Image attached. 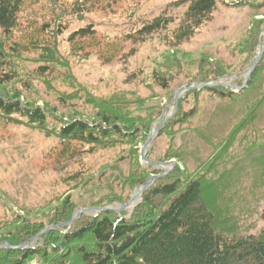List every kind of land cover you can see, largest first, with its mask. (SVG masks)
Masks as SVG:
<instances>
[{"label": "rangeland", "instance_id": "1", "mask_svg": "<svg viewBox=\"0 0 264 264\" xmlns=\"http://www.w3.org/2000/svg\"><path fill=\"white\" fill-rule=\"evenodd\" d=\"M74 1L46 0L48 8L44 6L45 0H42L22 12L20 33L26 25L37 27L45 21V24L51 25L53 16L62 19V24L67 25L68 29L57 39V45L68 67L56 66L46 71L44 76H38L33 73L38 65L34 63L32 54L24 55L18 61L21 82L16 86L23 90L31 89L35 91L34 94L38 93L37 97L42 96L57 106L53 96L71 91L70 85L64 81L69 68L77 81L96 96L124 92L145 100L141 106L144 114L161 113L153 121L148 137L114 150H97L92 155H83V160L79 162H66L67 153L63 152L57 139L0 121V250L7 248L18 251L36 246L55 229L53 225L45 226L35 237L15 247L4 240L9 231L7 227L20 216L22 222L14 223L11 228V237H17L15 233L23 222L49 217L67 196L72 197L75 210L71 221L62 224L65 226H71L77 220L99 212H119L126 217L131 215L147 188L141 193L145 183L134 188V185L128 187L112 181L115 175L128 174L130 167L127 165L129 160L126 159L125 151L136 155L137 164L148 172V179L153 177L150 184L160 175L189 176V172L197 169L198 164L212 154L213 150L209 146L211 142L212 145L223 143L231 136V130L246 116V110L248 124L229 145L231 156L226 158L231 161L222 162L223 169L215 168V172L203 183V192L204 197L212 203L215 215L225 216V223L232 219L238 233L248 235L260 232L264 227V156L257 149L262 147L259 144L264 141V106L259 112H253V106L248 105L263 97L264 71L259 76L261 86L255 83L259 95L255 97L252 94L253 101L249 98L241 99L245 94L240 95L249 82L255 81L259 75L253 73L255 69L250 74V69L264 48V0H218L212 20L193 37L182 42L164 34L149 37L145 42H134L131 36V32L139 30L141 24L163 12H169L178 20L185 9L172 6L180 0H143L140 5L135 0H90L86 2L89 11L80 15L70 10ZM88 24L95 26V36L92 40H85V47L78 53L79 57H75L69 51L67 38ZM176 24L177 21L172 28ZM177 63H183L186 69L173 78L169 92H163L155 86L151 76ZM259 63L264 64V53L257 65ZM199 70L219 74L200 82L192 81L188 74H196ZM45 81L54 91L47 89ZM208 84L214 85L213 88L227 85L233 91L238 88L235 95L239 100L237 103L218 100L204 91ZM181 89L185 90L177 94ZM195 89L198 91L195 94L188 92ZM183 95L188 98L183 105L184 109L196 107L195 117L182 126L175 124L173 129L161 131L177 115L179 100ZM173 96L177 105L173 103ZM39 105H42L41 101ZM187 126L192 129L186 130ZM194 128H201L206 134L215 136L208 142ZM255 146L258 148L255 149ZM173 155L180 157L169 159L168 156ZM65 164L67 166L62 167ZM78 167L89 171L83 174L85 176L93 174V180L88 186L71 191L75 182L68 181V177L73 171H78ZM94 184L102 187L104 195L111 191L118 197H129V200L124 203L115 202L95 211L83 208L82 203L93 198L88 191L89 186ZM45 258L34 257L28 264H52L51 260ZM62 259L71 261L67 253Z\"/></svg>", "mask_w": 264, "mask_h": 264}, {"label": "trees", "instance_id": "2", "mask_svg": "<svg viewBox=\"0 0 264 264\" xmlns=\"http://www.w3.org/2000/svg\"><path fill=\"white\" fill-rule=\"evenodd\" d=\"M40 1L42 0H0V121L23 126L47 138L57 139L64 149L63 152L67 153L66 162H79L83 160V155H92L97 150H114L148 137L153 121L161 112L144 114L141 106L145 100L124 92L96 96L77 81L69 68L64 75V81L70 85L71 91H63L53 96L57 106L42 96L37 97L38 93L34 94L35 91L31 89L23 90L16 86L21 82L18 61L24 55L32 54L34 63L38 65L33 73L38 76H44L46 71H51L56 66L68 67L57 45V39L68 29L67 25L62 24L61 18L53 16L51 25L45 24L47 21L37 27L26 25L20 33V15L30 5H36ZM87 1L90 0L74 1L70 10L76 15L88 12ZM135 1L140 5L143 0ZM44 6L49 8L46 0ZM172 7H184L179 21L169 12H163L141 24L139 30L131 32L134 42H145L149 37L163 34L177 42L190 39L212 20L218 0H180ZM176 21L177 24L172 28ZM95 33V26L92 24L72 32L67 38L71 55L79 57L78 53L85 47V40H92ZM171 65L174 66L170 69L162 68L151 76L155 86L163 92H169L173 78L186 69L183 63ZM262 71L264 64L259 63L253 71L259 75L255 81L249 82L240 95L245 94V97L241 99H251L252 94L255 97L259 95L255 83L257 82V86L261 84L259 76ZM216 74L219 73L209 74L208 71L203 73L199 70L196 74L188 75L192 81L200 82L209 77L215 78ZM45 82L47 89L54 91ZM204 91L222 102L237 103L239 100L236 93L226 87H208ZM188 92L195 94L198 91L195 89ZM186 97L183 95L180 98L177 115L161 131L173 129L175 124L182 126L181 124H186L195 117L196 107L184 109L183 105L188 101ZM39 101L42 105H39ZM248 106H253V112H259L264 106V94L261 99H256ZM246 111V116L231 130V136L226 141L214 145L213 142L209 143L212 154L198 164L197 169L189 172V176L168 174L152 181L140 203L127 217L124 213L105 211L83 217L71 226L62 225L71 221L75 210L72 197L67 196L49 217L23 222L14 238L11 237V228L14 223L22 222L18 216L6 229L9 231L4 240L11 247L19 246L35 237L47 225H53L55 229L45 235L36 246L18 251L1 248L0 264H28L34 257L43 260L47 257L52 264H264V227L255 234L238 233L232 219L225 223V216L215 215L211 208L212 203L204 197L203 192V183L215 172V168L223 169L222 162L231 161L226 158L231 156L229 145L248 124ZM185 129L192 128L187 126ZM194 130L208 142L215 136L206 134L201 128ZM261 145L257 150H261L264 156V141L259 144ZM125 154L129 160L128 174L115 175L112 181L128 187L134 185V188L143 185L148 179V172L142 169L143 166H138L136 155L133 156L128 150ZM168 157L171 159L180 156ZM66 166L65 164L62 167ZM77 170L68 177V181L75 182L71 191L79 187L82 189L93 180V174L83 175L89 172L86 168L78 167ZM101 188L97 184L89 186L88 194L91 197L93 195V198L84 201L83 208L102 209L109 204L129 200V197H118L111 191L104 195ZM213 206L215 207L214 201ZM227 218L230 220L229 216ZM66 253L71 257L70 262L62 259Z\"/></svg>", "mask_w": 264, "mask_h": 264}, {"label": "water", "instance_id": "3", "mask_svg": "<svg viewBox=\"0 0 264 264\" xmlns=\"http://www.w3.org/2000/svg\"><path fill=\"white\" fill-rule=\"evenodd\" d=\"M263 53H264V48H263L262 51L260 52V54H259V56H258L256 62L252 65V67H251V69H250V74H251V72L255 69V67L257 66V63H258V61L261 59ZM246 85H247V81L244 82V85H243V86L246 87ZM213 86H214V85H209V84L206 85V87H213ZM204 87H205V86H204ZM244 87H243V88H244ZM184 90H185V89H184ZM184 90L181 89L180 91H178L177 94H180V93L183 92ZM176 105H177V103H176ZM152 178H153V177H152ZM152 178L150 177V178L148 179V181L144 184V187L142 188L141 193L147 188V186L149 185V183H150V181H151ZM135 198H137V197H135ZM135 198H133V199L131 200V202H133ZM124 208H126V206L123 207V208L120 209V210H123ZM90 210H91V211H92V210L95 211L96 209L94 208V209H90ZM105 210H107V209H104L103 211H105ZM20 249H22V247H21Z\"/></svg>", "mask_w": 264, "mask_h": 264}]
</instances>
